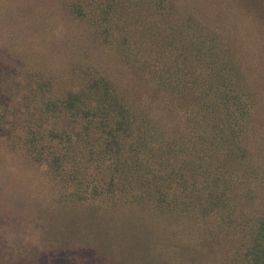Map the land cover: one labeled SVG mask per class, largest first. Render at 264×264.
Returning <instances> with one entry per match:
<instances>
[{
    "label": "trees",
    "instance_id": "trees-1",
    "mask_svg": "<svg viewBox=\"0 0 264 264\" xmlns=\"http://www.w3.org/2000/svg\"><path fill=\"white\" fill-rule=\"evenodd\" d=\"M235 1H214L220 13L205 43L198 42L195 12L204 11L205 0H180L182 19L176 29L163 30L172 38L168 45L178 43L176 53L155 66L160 59L153 51L137 50L132 59L149 75L138 77L141 83L128 94L113 83L112 72L85 69L75 88L60 83L54 92L61 81L50 78L28 84L11 108L0 107V143L6 145L0 148L10 156L0 158L1 264L105 261L92 248L67 243L61 227L60 239L47 234L40 216L50 211L46 206L91 207L107 223L108 236L128 247L127 264H264V121L255 119L254 86L264 92V60L254 43L247 46L237 15L220 16ZM77 2L68 9L72 16L127 63L130 47H138L130 34L143 10L128 20L118 11L128 0ZM166 3L153 1L147 29ZM249 5L243 0L238 8L248 12ZM18 125L23 132L14 130ZM10 167L38 185L26 191L10 185ZM34 199H40L37 208Z\"/></svg>",
    "mask_w": 264,
    "mask_h": 264
},
{
    "label": "rangeland",
    "instance_id": "rangeland-1",
    "mask_svg": "<svg viewBox=\"0 0 264 264\" xmlns=\"http://www.w3.org/2000/svg\"><path fill=\"white\" fill-rule=\"evenodd\" d=\"M153 1L156 2L157 0H128L123 8H119V14H126L128 20L139 10H143L133 26L135 31L130 34V37L133 36V40L138 42V47H135V51V45L133 50L130 47L128 52L130 60H127L125 64H120L119 54L116 52L113 54L112 51L104 47L101 41L85 28L86 23L84 21L72 16L74 13L68 9L76 5L77 0H0V102H2L0 107L9 106L11 108L27 95L29 92L28 84L35 87L37 82L47 83L50 78L61 81L54 83V92L60 83L75 88L76 84H79L81 78L84 77L83 70L85 69H93L99 73H103V71L112 72L111 79L118 89H123L122 92L125 90V93L132 91L134 85L141 83L138 81V77L142 78V75L144 77L149 75L146 70L141 72L139 64L134 63L132 57L135 52L140 50L143 54L147 50L146 54H150L153 51L151 55L160 59L155 64L158 66L162 63L165 64L169 58H172V54L176 53L175 47L178 45L174 40L168 45L167 40L172 38L165 36L163 30L170 27L176 29L175 20L182 19L176 12V6L180 0H167V11H172L169 13L166 11L161 18H156L154 26L149 30L146 25L149 19L152 23L150 14L152 13ZM214 1L222 4L221 0H205L204 7L206 8L204 11L199 13L198 10H195L200 33V37H197L198 42L206 43L212 38L209 32L213 31L216 26L214 25L215 14L220 13L219 7L215 6ZM85 2L86 0H80V5L85 4ZM239 6L240 9L243 7V0L235 1L234 8L220 16L228 15L232 18L237 15L240 33L244 38L246 36L249 38L248 47L252 43L256 45L257 52L254 53L259 55L261 63L264 60V0H250L248 12H241ZM122 28H127V22L120 23L118 26L119 31L115 32V42L120 40L124 32L121 30ZM245 44L246 42L243 43V45ZM138 58L142 60V55ZM135 74L137 75L136 78ZM74 75L77 76L74 78ZM254 86L257 90V102L260 103L255 119L258 120L257 123L263 125L261 121H264V108L261 106H264V92H260L257 85ZM9 108L8 110H10ZM10 111L7 115L11 114ZM25 119V115L20 118V126L25 124L23 122ZM20 126H16L17 129L15 127L14 130L21 132L22 127ZM262 130L261 132L264 134V130ZM7 133V128H4L3 134ZM0 146L5 147L6 145L0 143ZM7 154L9 151L0 148L2 162L10 159ZM262 156V162H264V153ZM6 173L10 177V185L19 184V189L26 191L27 189L30 190L32 186L38 185L37 179L26 176V172L15 173L13 167L7 169ZM1 175L2 173H0ZM48 185V180L46 184L41 182L43 192L48 190ZM7 190L8 188L5 189V191ZM39 198L42 199L43 194ZM44 199L46 198L44 197ZM39 200L34 199L32 201L34 208L40 205ZM46 208L50 211H45L46 214L40 216H42L47 234L50 232L53 236L57 235L58 240L62 234L60 232L61 227L65 233V238L71 240L67 243L82 248H92L96 254H101L105 259L102 264H127L125 257H127L128 247L122 243H116L119 239L108 236L109 227L106 226L107 223L103 224L100 217L97 218V215L91 213V207L83 208V210L80 207L62 210H54L58 209L54 206L50 208L46 206ZM101 217L107 219V216ZM31 236H26V242H29L30 239L32 243ZM141 259L143 258L141 257Z\"/></svg>",
    "mask_w": 264,
    "mask_h": 264
}]
</instances>
